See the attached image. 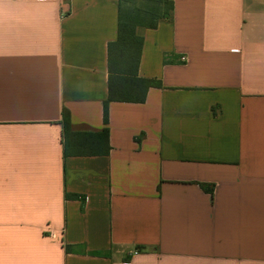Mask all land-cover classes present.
<instances>
[{
  "label": "crops",
  "instance_id": "obj_1",
  "mask_svg": "<svg viewBox=\"0 0 264 264\" xmlns=\"http://www.w3.org/2000/svg\"><path fill=\"white\" fill-rule=\"evenodd\" d=\"M167 1L105 125L119 0H0V264H264V0Z\"/></svg>",
  "mask_w": 264,
  "mask_h": 264
},
{
  "label": "trees",
  "instance_id": "obj_2",
  "mask_svg": "<svg viewBox=\"0 0 264 264\" xmlns=\"http://www.w3.org/2000/svg\"><path fill=\"white\" fill-rule=\"evenodd\" d=\"M172 9V3L167 0H119L117 38L107 46L109 79L108 98L103 104L105 125L110 102L142 103L149 88H161L157 80L137 77L143 39L135 30L137 27L156 28L158 21L168 18ZM63 121L66 131L69 128L66 111ZM104 131L107 133V129ZM208 190L212 193V188Z\"/></svg>",
  "mask_w": 264,
  "mask_h": 264
},
{
  "label": "built area",
  "instance_id": "obj_3",
  "mask_svg": "<svg viewBox=\"0 0 264 264\" xmlns=\"http://www.w3.org/2000/svg\"><path fill=\"white\" fill-rule=\"evenodd\" d=\"M181 60L183 61L184 58H182ZM138 252H139L138 250H134V252L132 253V255L134 256V255L138 254Z\"/></svg>",
  "mask_w": 264,
  "mask_h": 264
}]
</instances>
